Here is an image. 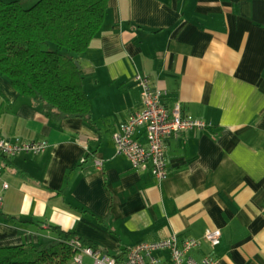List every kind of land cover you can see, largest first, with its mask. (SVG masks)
Masks as SVG:
<instances>
[{"label": "crops", "instance_id": "obj_1", "mask_svg": "<svg viewBox=\"0 0 264 264\" xmlns=\"http://www.w3.org/2000/svg\"><path fill=\"white\" fill-rule=\"evenodd\" d=\"M77 60L89 119L55 122L0 75V136L47 142L42 153L0 154V245L56 238L57 225L124 255L152 230L199 237L217 226L221 242L195 256L264 264V0H108ZM136 70L211 122L165 139L161 181L115 154L113 132L142 106Z\"/></svg>", "mask_w": 264, "mask_h": 264}, {"label": "trees", "instance_id": "obj_2", "mask_svg": "<svg viewBox=\"0 0 264 264\" xmlns=\"http://www.w3.org/2000/svg\"><path fill=\"white\" fill-rule=\"evenodd\" d=\"M107 8L108 0H36L29 6L0 0V75L55 122L89 119L91 104L76 60L100 32ZM51 229L57 237L44 242L0 245V264H68L78 249L73 238L97 246L75 230Z\"/></svg>", "mask_w": 264, "mask_h": 264}, {"label": "built area", "instance_id": "obj_3", "mask_svg": "<svg viewBox=\"0 0 264 264\" xmlns=\"http://www.w3.org/2000/svg\"><path fill=\"white\" fill-rule=\"evenodd\" d=\"M133 78L140 87L142 106L131 111L113 132L115 154L128 157L134 166L149 167L161 181L168 175L165 139L175 131L204 128L211 122L186 114L179 100L166 102L167 90L153 85L147 73L136 70ZM46 147L47 142L43 139L11 140L0 136V154L6 157L21 152L42 153ZM101 162L102 158H94L95 165L100 166ZM4 186H7L6 182ZM221 237L222 229L217 226L207 227L199 237H181L175 231L166 233L157 229L150 231L142 241L129 246L124 255L84 245L77 238L71 242L78 248L73 255L77 264H220V257L214 253L206 252L197 257L194 251L203 242L218 245ZM157 250L167 251L168 258L163 260L156 254ZM84 254L90 255L92 261H84Z\"/></svg>", "mask_w": 264, "mask_h": 264}, {"label": "rangeland", "instance_id": "obj_4", "mask_svg": "<svg viewBox=\"0 0 264 264\" xmlns=\"http://www.w3.org/2000/svg\"><path fill=\"white\" fill-rule=\"evenodd\" d=\"M35 1L36 0L25 1L26 2L25 3L26 5L24 4V6H29V5L33 4ZM48 46L49 47H54L55 45L52 42H49V45Z\"/></svg>", "mask_w": 264, "mask_h": 264}, {"label": "water", "instance_id": "obj_5", "mask_svg": "<svg viewBox=\"0 0 264 264\" xmlns=\"http://www.w3.org/2000/svg\"><path fill=\"white\" fill-rule=\"evenodd\" d=\"M76 63H77V65H78V66H80V63H79V61H77V60H76Z\"/></svg>", "mask_w": 264, "mask_h": 264}]
</instances>
